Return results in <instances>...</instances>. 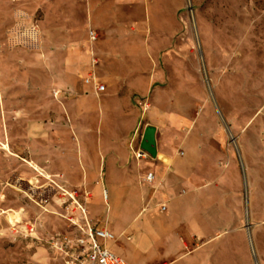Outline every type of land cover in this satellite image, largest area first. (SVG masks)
Here are the masks:
<instances>
[{"label": "rangeland", "instance_id": "374dc122", "mask_svg": "<svg viewBox=\"0 0 264 264\" xmlns=\"http://www.w3.org/2000/svg\"><path fill=\"white\" fill-rule=\"evenodd\" d=\"M13 1L8 8L11 12L0 23V145L11 149L21 144L22 128L30 118L42 117L44 123L52 125L55 108H64L78 87L86 92L83 78L89 72L97 78L103 76L109 59L119 60L115 70L122 74L126 69L132 74L136 69L149 70L153 64L160 65L175 76L178 91L187 92L191 87L190 92L204 94V105L215 109L217 118H221L227 139L225 151L231 153L241 177L242 203L239 198L237 201L227 196L228 202L223 206L230 215L229 227L241 228L240 233L231 234L235 244L229 258L231 264L236 258L245 259L246 264H264V0H99L93 23L83 15L72 18L70 4L66 8L69 17L63 19L60 15L52 23L45 14L44 0L36 4L22 0L24 4L19 5ZM15 10L24 13L27 23L16 24ZM58 24L61 30L65 25L72 26L75 33L55 53L37 51L24 40L31 32H46ZM90 29L96 32V41H88ZM110 30L116 33L115 39L111 37L113 44H107L108 37H104V31ZM74 56L81 69L68 81L58 79L60 73L71 74L70 59ZM92 58L96 60L94 65ZM51 61L56 65L53 72ZM186 79L192 82L189 87L184 84ZM175 85L168 86V109L175 98ZM97 105L96 97L90 94L92 110L86 117L88 127L84 128L88 134L84 140L90 156L95 153L99 158L105 153L106 142L117 148L121 138L131 137L134 117L129 112L105 110L97 126ZM191 107L187 109L193 112V103ZM256 113L259 115L252 116ZM225 117L235 120L230 122ZM39 132L41 135L31 137L38 138L47 148L55 147L56 129ZM141 137L142 133L135 139V147L140 145ZM28 167L23 179L19 178V170H3L4 175H9L12 191L7 193L8 208L0 217V264H64L61 255L46 243L48 235L63 234L68 229L64 215L76 216L73 208L66 210V196L61 189L76 192L89 219L102 222L103 217L91 215L93 193L89 187L78 181H44L35 177L38 169L31 164ZM101 198L95 208L97 215L103 216L106 206L102 195ZM109 202H115L112 194ZM215 204L212 202L213 207ZM18 210L21 212L16 218L20 223L13 233L9 214ZM27 221L34 223L30 234L23 226Z\"/></svg>", "mask_w": 264, "mask_h": 264}, {"label": "crops", "instance_id": "0c3cea01", "mask_svg": "<svg viewBox=\"0 0 264 264\" xmlns=\"http://www.w3.org/2000/svg\"><path fill=\"white\" fill-rule=\"evenodd\" d=\"M32 1L36 4L43 0ZM13 2L23 3L22 0ZM44 2L45 14L52 23L58 21L60 15L63 19L69 17L68 4L73 5L70 10L72 18L83 15L87 22L93 23L99 0ZM11 3L12 0H0V23L11 12L8 9ZM15 13L16 24L29 20L23 17L21 10H15ZM72 29V26L65 25L61 30L59 24L53 25L46 32H31L24 40L31 42L37 51L55 53L74 35ZM5 35L8 37V31ZM115 35L112 30L104 31V37H108L107 44H113L111 37L115 39ZM87 36L89 42L97 40V36L90 39L89 32ZM70 63L71 74L60 73L56 76L58 79L68 81L74 72L81 69L76 56L70 59ZM50 64L53 72L56 65L53 61ZM119 64L117 59L105 62L108 70H104L103 76H98L103 81L100 83L105 85L103 91L99 92L92 84L83 82L88 93L78 87L64 108H55L52 125L44 123L42 117H29L22 128L21 144L11 146V149L0 145V217L8 208L7 193L12 191L7 181L9 175H4L3 170H19V178L23 179L29 168L28 157H31L38 167L36 178L44 181L49 178L54 182L78 181L79 185L90 188L93 193L89 205L92 217L104 218L102 222L106 229L115 237L109 241V247L131 264H231L229 253L235 244L231 234L240 233L241 228L229 227L230 215L223 206L228 202L227 196L237 201L239 198L242 203L241 177L231 153L225 151L227 139L220 124L221 118H217L215 109L204 105V94L190 92L191 87L187 92L178 91L173 80L175 76L167 73L166 69L162 70L160 65L153 64L149 70L136 69L132 74L126 69L122 74L115 70ZM190 83L191 80H184L188 87ZM170 84L175 85V98L168 109ZM90 94L98 101L97 126L105 110L129 112L134 117L131 137L121 138L118 149L111 142H106L105 153H101L99 158L95 153L90 156L88 142L84 140L88 134L84 128L88 127L86 117L92 110L89 109ZM196 97L203 100L198 102ZM191 101L195 107L193 112L187 109L192 108ZM255 115L259 113L252 116ZM225 119L235 120L234 117ZM150 125L155 127V156L137 160L130 150V142L137 140V136ZM234 127L232 123L233 131ZM46 129H56L53 148H47L38 138L31 137L41 135L39 130ZM2 135L3 132L0 133V141ZM149 172H153L154 177L151 182H146L144 177ZM104 191L106 197L102 203L106 209L102 216V213L97 215L95 205L99 199L102 201ZM110 194L115 201L113 204L109 202ZM212 202L216 203L214 207ZM160 205L165 206L164 211L159 210ZM113 218L115 221L110 222ZM234 264H246V260L236 258Z\"/></svg>", "mask_w": 264, "mask_h": 264}, {"label": "built area", "instance_id": "2783aa9c", "mask_svg": "<svg viewBox=\"0 0 264 264\" xmlns=\"http://www.w3.org/2000/svg\"><path fill=\"white\" fill-rule=\"evenodd\" d=\"M90 39L94 40L96 35L93 31H89ZM92 65L95 59L92 58ZM83 82L89 85L92 84L99 92L103 91L105 85L98 81L95 73L89 74L83 78ZM134 139L130 142V149L135 159H151V156L141 148L138 144L136 147ZM154 177L153 172L145 175L144 181L151 182ZM63 195L66 196L65 208L69 212L73 208L76 216L64 215L67 220V230L61 233L48 235L46 243L55 252L61 255L64 264H131L126 259H123L109 247V241L114 240V234L106 229V224L100 221H92L87 217L85 206L77 198L75 191L61 189ZM103 197H106L105 191ZM160 211L165 210L164 205L159 206ZM21 211H12L11 213L19 215ZM10 221V220H9ZM12 231L17 232L19 219L13 218L10 221ZM30 223V225L28 224ZM24 229L29 234L34 230V223L30 221L24 222ZM27 233V234H28Z\"/></svg>", "mask_w": 264, "mask_h": 264}, {"label": "water", "instance_id": "95a60500", "mask_svg": "<svg viewBox=\"0 0 264 264\" xmlns=\"http://www.w3.org/2000/svg\"><path fill=\"white\" fill-rule=\"evenodd\" d=\"M154 126H147L142 134L140 146L150 156H155V140H154Z\"/></svg>", "mask_w": 264, "mask_h": 264}, {"label": "bare ground", "instance_id": "6f19581e", "mask_svg": "<svg viewBox=\"0 0 264 264\" xmlns=\"http://www.w3.org/2000/svg\"><path fill=\"white\" fill-rule=\"evenodd\" d=\"M4 146H5V148H7V145L6 144H4ZM36 150H39L38 148H35ZM45 154H49V151H45ZM29 164H31V166H33L35 169H38V167L36 166V164H34L32 161L30 162L29 161ZM15 216L17 217V215L16 214H13V213H10L9 214V219H11V221L13 220V218H15Z\"/></svg>", "mask_w": 264, "mask_h": 264}]
</instances>
